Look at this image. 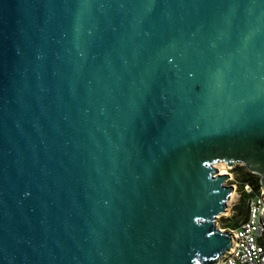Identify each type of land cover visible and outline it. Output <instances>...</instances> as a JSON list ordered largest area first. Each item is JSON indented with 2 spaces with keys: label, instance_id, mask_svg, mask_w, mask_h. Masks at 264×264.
Segmentation results:
<instances>
[{
  "label": "water",
  "instance_id": "water-1",
  "mask_svg": "<svg viewBox=\"0 0 264 264\" xmlns=\"http://www.w3.org/2000/svg\"><path fill=\"white\" fill-rule=\"evenodd\" d=\"M217 162L264 190V0H0V264H217Z\"/></svg>",
  "mask_w": 264,
  "mask_h": 264
},
{
  "label": "built area",
  "instance_id": "built-area-1",
  "mask_svg": "<svg viewBox=\"0 0 264 264\" xmlns=\"http://www.w3.org/2000/svg\"><path fill=\"white\" fill-rule=\"evenodd\" d=\"M243 190L249 194L246 214L237 226L224 229L231 234V248L224 251L217 264H264V190L260 185L254 189L248 182Z\"/></svg>",
  "mask_w": 264,
  "mask_h": 264
},
{
  "label": "rangeland",
  "instance_id": "rangeland-1",
  "mask_svg": "<svg viewBox=\"0 0 264 264\" xmlns=\"http://www.w3.org/2000/svg\"><path fill=\"white\" fill-rule=\"evenodd\" d=\"M212 166L217 169L218 173H221V170L225 169L230 174L229 179L225 181V185L234 186L233 192L226 202L225 212L217 215L215 218L216 227L224 230L227 227L237 226L244 218L245 201L239 189L238 182L241 178V174L247 169L239 163L227 167L223 162H217L212 164Z\"/></svg>",
  "mask_w": 264,
  "mask_h": 264
},
{
  "label": "trees",
  "instance_id": "trees-1",
  "mask_svg": "<svg viewBox=\"0 0 264 264\" xmlns=\"http://www.w3.org/2000/svg\"><path fill=\"white\" fill-rule=\"evenodd\" d=\"M248 182L249 184H251L253 186L254 189L258 188L259 185H260V182H259V177L258 175L256 174H253L251 172H249L248 170H245L244 173L241 174V178L238 182V185H239V189L242 193V196L244 198V201H246L247 197H248V193H246L244 190H243V185L244 183ZM245 214H246V204H245ZM245 216V215H244ZM236 226V225H235ZM234 226V227H235ZM228 228V227H227ZM230 228H233V227H230Z\"/></svg>",
  "mask_w": 264,
  "mask_h": 264
},
{
  "label": "bare ground",
  "instance_id": "bare-ground-1",
  "mask_svg": "<svg viewBox=\"0 0 264 264\" xmlns=\"http://www.w3.org/2000/svg\"><path fill=\"white\" fill-rule=\"evenodd\" d=\"M221 173H228V172L225 169H222Z\"/></svg>",
  "mask_w": 264,
  "mask_h": 264
}]
</instances>
